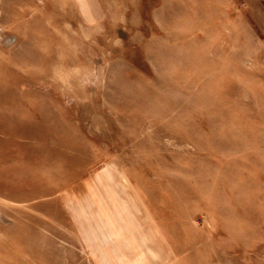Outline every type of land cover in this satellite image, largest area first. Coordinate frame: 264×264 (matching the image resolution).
Returning a JSON list of instances; mask_svg holds the SVG:
<instances>
[{"label":"rangeland","instance_id":"rangeland-1","mask_svg":"<svg viewBox=\"0 0 264 264\" xmlns=\"http://www.w3.org/2000/svg\"><path fill=\"white\" fill-rule=\"evenodd\" d=\"M258 223L264 0H0V264H264Z\"/></svg>","mask_w":264,"mask_h":264},{"label":"crops","instance_id":"crops-1","mask_svg":"<svg viewBox=\"0 0 264 264\" xmlns=\"http://www.w3.org/2000/svg\"><path fill=\"white\" fill-rule=\"evenodd\" d=\"M258 226L264 228V223H258ZM257 245H259V248H260L261 250H264V238H262V241H259V242L257 243ZM254 248H255V247H254Z\"/></svg>","mask_w":264,"mask_h":264}]
</instances>
